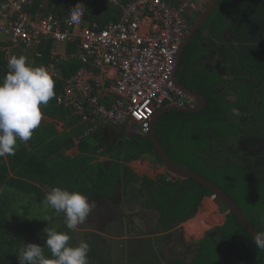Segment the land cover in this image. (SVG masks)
I'll use <instances>...</instances> for the list:
<instances>
[{"label":"trees","instance_id":"16d2710c","mask_svg":"<svg viewBox=\"0 0 264 264\" xmlns=\"http://www.w3.org/2000/svg\"><path fill=\"white\" fill-rule=\"evenodd\" d=\"M106 2L108 1L87 0L85 6L86 20H101V17L106 16L108 12L113 17L117 9H110L109 6L111 5ZM104 6L109 8L104 9ZM206 28L210 29L211 33L220 40L223 39L227 30L232 33L236 54L229 52L227 57L235 61V63H231L232 69L241 72L238 76L239 84H229V90L232 92L220 93L222 76L205 71L195 64L199 62L196 60L201 55L200 53L205 50L199 41L206 40L199 32L186 47L178 70V76L185 86L203 93L208 99V104L197 112L172 110L164 113L157 122L158 137L170 158L176 164L184 165L206 176L225 189L240 205L252 223L260 229L261 233H264L262 194L264 186L263 184H256L257 175L247 169L241 170L236 165L219 167H215L213 164L208 165L207 160L205 161L199 156L193 158L194 153L191 152V147L198 146L200 150L205 148L211 141L210 136H207V132L212 130L207 129L209 126L220 129L219 136L226 135V137L239 128L240 122H235L231 118V112L236 107L227 99L228 93H233L239 98L243 97L242 99L246 102L256 96L251 84L264 85V0H220L211 18L205 23L204 29ZM52 46V39L42 40V43L38 45V49L42 52V57H37L33 51L37 58L36 66H39L38 64L48 66L52 62ZM66 62L62 61L61 64L66 66L69 64ZM71 63V69L73 70L65 72L67 76L76 69H74V65L77 63ZM7 64V58L4 57L0 60V83L3 82L9 71ZM62 85L63 80L56 79L55 96L48 102L51 107L56 104L60 105L61 107H58L60 111L63 110V107H66L58 102V96L62 92ZM239 103L241 104V101ZM68 111L75 121H83L82 117L74 114L72 109L69 108ZM93 133L88 136L83 135L85 142H88ZM212 137H214V134H212ZM31 139L29 144H24L19 149L16 148L15 155L0 159V168L6 165L9 168L7 169L12 172L11 175H6L0 171V264H20L18 256L24 244L29 243L40 245L43 248V255L46 258L54 259L50 249L46 246V234L40 233L41 227L46 223L51 226L56 219L61 220L60 224L66 227V218L63 213L57 214L54 210L47 209L45 211H50L49 214H45L42 217L28 218L27 221L17 224V227H14L16 230L14 234L10 227L9 216L11 213L12 215L15 213L13 204L18 193L28 194L35 202V204L22 205L27 214H32L33 211L38 212L40 205H43L46 194L54 187L82 194H92L97 189L106 193L110 187H105L104 190L97 188L98 181H107L109 185L113 183L119 174L115 167L110 170L103 166H95L97 168H93L90 163L92 156H88L86 159L83 157L82 159L76 158L74 160L71 156L66 155L64 149L73 144L58 149L60 144L57 143L53 147L44 148L42 153L37 152L44 147L40 143L39 136L36 134ZM146 139H141L138 147H142L144 152H151L157 155L161 160L153 146L150 134L146 135ZM39 147L40 149H37ZM80 148L82 147L80 146ZM69 157L72 158V161L67 162V159H70ZM5 167L4 169H6ZM81 175L88 177L93 185L89 187L87 182V189H85L82 186L84 180L77 178ZM69 184L72 186L71 189L67 187ZM173 186V189L168 186H160L161 192L166 189L168 190L167 192L174 193V199H169L166 194H162L166 215L163 213L161 220L166 221L168 227L188 220L198 211L204 195L212 194L208 187L193 178H178L174 181ZM255 186L259 192L258 194H256ZM157 192L160 191L157 190ZM38 204L40 205L38 206ZM46 215H48L47 218H45ZM64 226L57 228L56 231L66 233ZM231 226L237 228L241 240L244 238L247 245L250 246L249 249L253 250L250 252L253 255L252 257L261 258L263 261L264 249L256 248L254 237L232 212L222 228Z\"/></svg>","mask_w":264,"mask_h":264},{"label":"built area","instance_id":"2783aa9c","mask_svg":"<svg viewBox=\"0 0 264 264\" xmlns=\"http://www.w3.org/2000/svg\"><path fill=\"white\" fill-rule=\"evenodd\" d=\"M111 1L119 9L117 18L99 27L96 23L86 25L84 6H71L64 20L54 13H30L33 0H0V42H6L0 49L9 52L20 45L42 57L38 49L42 40L79 38L83 62L116 69L117 81L106 89L112 86L118 96L110 104L101 102L99 91L104 83H87L78 73L65 81L58 102L84 121L130 125L148 135L158 108L168 103H194L175 84L174 72L189 26L186 13L195 0L179 5L167 0Z\"/></svg>","mask_w":264,"mask_h":264},{"label":"flooded vegetation","instance_id":"af4514ba","mask_svg":"<svg viewBox=\"0 0 264 264\" xmlns=\"http://www.w3.org/2000/svg\"><path fill=\"white\" fill-rule=\"evenodd\" d=\"M207 6L208 3L196 10L192 9L194 7H190L189 11L200 15L201 12L207 9ZM228 44L230 45L229 47ZM233 46V42L224 35V47L223 50H219L221 54L218 55L220 58L218 56L216 58V67L218 62L223 58V53L226 47H228L230 53L236 54V50L233 49ZM229 49L233 50L230 51ZM228 62L229 64L235 63L232 59H229ZM220 69L225 73V75L223 74L225 81L222 82L224 86L227 83L229 84L230 82H233L238 74L234 69L230 70L228 67L223 69V67L220 66ZM251 87L256 94L251 100H247L245 103L239 105V101L242 100V97L239 98L233 96L231 102L233 103V106L235 105L236 107L234 112L238 115L236 120L240 122L239 128L234 131V133H231L230 136L226 137V135H224L219 138L216 147L213 148V146H211L212 151L217 152V154L213 153L214 160L210 157V148L207 150V154L209 155L207 157V162L208 164H213L215 167L236 165L241 170L247 169L257 175L255 179L256 184H263L264 186V85L254 83ZM248 102H252V104L248 105ZM254 118L255 120H253ZM222 150L227 157H224L221 154L222 161L217 162L216 160H218ZM197 151L198 150L196 149V152ZM198 153L200 154V151ZM204 160L206 161V159ZM255 190L256 194H258L259 192L257 191L256 186ZM125 193L116 192L115 194H109L108 196L105 193L106 196L102 195L103 193H100V195H94L97 196L95 199L97 201L99 200V206L96 203L97 209L103 207L108 211L113 212L116 208L115 215L112 214L111 217H108L103 221L104 223H101L97 228L93 227L92 229L90 227L89 219L93 214H89V218L87 217L86 219L88 221L87 225L89 226L82 223L77 226L75 231L70 230V234L76 244L78 243L77 240H81L90 245L91 248L88 253L90 259L89 263L264 264V260L262 261L261 258L255 260V258L252 257L253 255H251L250 252L253 250L249 248L247 250V242L244 238L241 240L236 227L231 226L222 228L226 224L232 210L226 204L218 205L217 202L214 201V193L204 195L201 206L206 199H210L214 203V206L217 207L216 210L210 213L211 215H209V218L206 219L203 217V219L205 218L204 222H199V225H196L193 229H188L185 225V222L189 220L168 227L166 225L167 223L161 220L162 213L159 209H156L155 207L150 208L149 206H147L149 207L148 210L146 207L143 208L144 206L142 205L149 200L145 199L148 198L147 195L142 197V199L145 200V203L142 201L141 197L138 198L137 195L135 199L131 198L130 202H136L135 204L139 207L135 212L127 215L125 202L128 203L129 199L128 197L122 198ZM142 194L144 195V193ZM262 194L264 209V187ZM84 195L87 196L86 194ZM123 204H125V206ZM238 206L240 207L239 204ZM223 214L225 220L221 223L219 219H221V216L223 218ZM193 216L190 218H193ZM145 228L147 233L143 234L142 231ZM257 229L260 231L259 228ZM156 236L159 237V239L155 238ZM136 238L145 244L142 254H139L140 250L137 246L138 244L129 245L131 244V240L139 243ZM154 238L159 240L158 245H154ZM131 249L135 252L134 257L129 255ZM105 255H107V260H105ZM139 256L142 258V261L138 258Z\"/></svg>","mask_w":264,"mask_h":264},{"label":"crops","instance_id":"0c3cea01","mask_svg":"<svg viewBox=\"0 0 264 264\" xmlns=\"http://www.w3.org/2000/svg\"><path fill=\"white\" fill-rule=\"evenodd\" d=\"M76 0H33V5L29 6L28 11L30 13H54L60 16L65 20L67 17V13L69 11V8L73 5H79V6H86L87 0H80V3L75 2ZM106 2L109 6L110 9H117V12L115 13L116 16L113 15L111 17V14L108 12L106 16L101 17V20H86L85 22L86 25H92V24H97L99 27H103L107 22L112 21L113 19L117 18L118 14V7L111 1L107 0ZM120 1H126V0H120ZM174 5H179L181 3H184L187 0H168ZM211 0H196L194 1L190 7L193 10H196L199 7L205 6L207 3L209 5V2ZM105 2V1H104ZM174 2V3H173ZM70 5V7H69ZM218 5V4H217ZM105 7V6H104ZM109 7H105L109 8ZM208 7V6H207ZM217 7V6H216ZM188 8L187 11V16L190 22V25L193 24L197 19H199L200 15L205 12H201L200 15L195 12H190ZM102 9V8H101ZM60 13V14H58ZM86 13V11H85ZM107 13V11H106ZM211 16V15H210ZM210 19V17L207 19V21ZM206 21V22H207ZM103 22V23H102ZM205 22V23H206ZM205 23L202 25V27L199 29L198 32H196L195 36L200 32L202 37L206 40H200V45L204 47V51H202L200 56H198L195 64L198 67L203 68V70H207L208 72L216 73L218 76H222V82L225 81L224 79V71L220 69V66L225 69V67H228L230 70H232V65L229 64L228 60L229 58L227 55L229 54L228 47L230 46L228 44V47L225 49L223 53V58L221 59L220 62L217 64V68L215 64L217 63V56L220 53L219 50H223L224 47V37L222 40L216 38L210 31V29L206 28L204 29ZM189 25V26H190ZM188 26V29H189ZM188 31V30H187ZM229 32L227 30L224 35H226ZM195 36L191 39L193 40ZM190 40V41H191ZM231 40V38H230ZM189 41V42H190ZM223 41V43H222ZM79 38L76 40H67L63 42H55L53 40V48L51 49V52L55 50V56H52V62L48 65L45 66L43 64H38L39 66H42L46 68V70L49 72V74L52 76V78L56 81V79H62L63 80V85L65 84V81L68 79L74 77L78 73H80V76L88 83H96L97 80L102 81L104 85L101 87L99 91V98L100 101L105 103V104H110L113 99H115L118 95L117 92L113 90V87L111 86V89H106L108 84L110 83H115L117 81V71L114 67L110 65H104V64H96L94 61H89V62H83L80 59V54H81V48H80V43ZM188 42V44H189ZM232 42V40H231ZM186 45V47L188 46ZM234 44V42H233ZM6 42H0V47L5 46ZM13 46V44H12ZM186 47L184 51L182 52V56L186 50ZM12 49L9 52L2 51L0 49V60L2 58H9L12 55ZM18 48H21L18 50V56H25L27 58V63L33 65V61L36 62L37 64V58L34 55L33 49L20 46L18 45ZM233 49H235V44L233 46ZM233 49H229L232 51ZM219 57V56H218ZM220 58V57H219ZM74 59V60H72ZM182 60V58H181ZM62 61H67L66 63H69L68 65L64 66L61 64ZM71 62H76L77 64L74 65L75 71L72 72L69 76L65 74V72L73 70L71 69L72 63ZM181 64V61H180ZM225 65V66H224ZM34 66V65H33ZM180 68V65H179ZM178 68V70H179ZM218 69V70H217ZM224 74V75H223ZM66 76V77H65ZM179 78V76H178ZM180 80V79H179ZM54 81V82H55ZM181 82V80H180ZM221 82V83H222ZM182 83V82H181ZM183 84V83H182ZM63 85H62V90H63ZM184 85V84H183ZM187 87V86H186ZM224 87V84H221V88ZM61 93V92H60ZM192 98L195 100V105L198 104V99L192 96ZM241 98V97H240ZM244 102H241L243 104ZM171 104L174 105V103H169L165 104L164 106H170ZM208 104V102H207ZM206 104V105H207ZM239 103V105H241ZM205 105V106H206ZM60 106V105H59ZM57 104L53 107L49 105V103L45 106H41V111H42V120L40 125L33 131V136L36 134L40 138V143L47 144L49 146H55L57 143L60 144L58 149H61V147L64 146H69L70 144H73L72 146L65 148L64 152L66 155L71 156L74 158H88V156H92V159H90V163L93 166V168H97L99 166H103L104 168L107 169H112V167H115V169L119 172L117 177L114 179L112 184H107V181H98V186L97 188L100 189H105V187H110L109 191L107 192V196L109 194H115L116 192L120 193H125L124 197H128V203L130 202L131 198L135 199L136 195L139 197H144L145 194L143 195L142 193L144 192L143 190H140L136 193L135 195H130L129 194V189H132L131 186L133 184L139 183L138 185L135 186V189L139 187L141 183H144L145 181L153 182L158 186V194L152 196L151 198L154 199H149L147 203L143 204V208H156L159 209L160 212L162 213L163 216V208H164V203L162 202V194H166L169 199H174V193L167 192L168 190L163 189L161 192L160 186H168L170 188H174L173 184L174 181L177 180L178 178H181L180 175H178L176 172L171 171L169 168H167L162 159L160 160L157 155H154L151 152H144L142 151V147H138V143L141 141V139H146L145 135H141L137 130L134 131L131 129L130 125H95L94 123L88 124L83 121H75L73 117H71L70 112L68 111L69 108L63 107V110L60 111V109ZM162 106V107H164ZM204 106V107H205ZM61 107V106H60ZM160 107V108H162ZM158 108V109H160ZM203 109V108H202ZM201 109V110H202ZM236 109V108H235ZM235 109L231 112L232 117L235 122L237 118V114L234 112ZM172 111V110H169ZM200 111V110H199ZM168 112V111H167ZM53 113V115L51 114ZM166 113V112H165ZM164 114V113H163ZM162 114V115H163ZM161 115V116H162ZM61 118V119H60ZM159 119V118H158ZM157 119V122H158ZM80 122V123H79ZM88 125V126H87ZM92 126L95 130L93 135L90 137V139L94 140V145L90 144L89 142H85V139H83V135L86 132V130ZM157 126V123H156ZM139 133V134H138ZM141 136V137H140ZM31 137V138H32ZM89 138V137H87ZM140 138V139H139ZM32 140V139H31ZM23 144H29L30 141ZM147 140V139H146ZM102 144V145H101ZM163 145V144H162ZM80 146L82 148H80ZM210 148V157L212 160H214L213 153L217 154V152L212 151V147L210 145V142L207 144V146L203 149H198V146L191 147V152L193 154V158H196L197 156L201 157L203 160L206 159L209 156L207 154V150ZM37 149H40L37 148ZM196 149L198 150L196 152ZM167 151V150H166ZM200 151V154L198 153ZM168 153V152H167ZM169 155V154H168ZM170 156V155H169ZM221 156V154L219 155ZM70 158V157H69ZM72 158L67 159V162L72 161ZM1 159V158H0ZM178 165V164H177ZM209 165V164H208ZM97 166V167H95ZM184 166V165H183ZM165 180H164V179ZM143 186V185H142ZM100 193H103L102 195L106 196L104 192L100 190H95L93 194L90 193H84L88 197H93L94 195H100ZM173 195V197H172ZM157 203L156 204V200ZM137 201V199H136ZM142 201H145L142 199ZM161 201V202H160ZM139 203V201H137ZM127 205L128 203L125 202ZM136 202H130L129 206L132 209H126V210H131V212H135V210L139 207ZM205 206H209V211L213 209L216 210V206H214V203L211 200H208L204 204ZM149 206V207H147ZM134 214V213H133ZM160 214V213H159ZM205 215L204 217L209 218L210 213L204 212ZM161 217V216H160ZM189 220V219H188ZM225 220L224 214L223 218L221 216L220 222L222 223ZM189 221L185 223V225L189 228H194L191 227L188 224ZM227 222V221H226ZM143 234H146V228L143 229L142 231ZM137 241H139L138 238H136ZM138 244L137 246L140 248L139 254H142L143 251H141V248H145V244H143L142 241H139L137 243L134 240H131V244L129 245H134ZM159 240L155 239L154 240V245H158ZM135 252L131 249L129 251V255L134 257ZM141 261L142 258L139 256L138 257ZM107 256L105 257V260H107ZM255 260H259L258 258H255ZM261 260V259H260Z\"/></svg>","mask_w":264,"mask_h":264},{"label":"clouds","instance_id":"9594fccd","mask_svg":"<svg viewBox=\"0 0 264 264\" xmlns=\"http://www.w3.org/2000/svg\"><path fill=\"white\" fill-rule=\"evenodd\" d=\"M7 67L9 71L0 83V158L15 155L17 140L26 143L31 139L33 131L42 120L41 106H46L55 96V82L46 68L27 63L25 56L10 57ZM235 72L238 74L229 84H239L238 76L241 72L236 70ZM229 84H225L223 88L220 86V93L230 91ZM233 96L236 95L228 93L227 99L231 101ZM193 105L195 100L192 105L186 106ZM90 128L92 131H88ZM88 129L84 135L88 136L95 130L92 126ZM43 204L45 209L50 208L57 214L63 213L66 218V227L72 231L84 223L95 208V202L90 201L84 194L70 192L60 187H54L47 193ZM44 232L47 237L46 246L54 259L46 258L40 245L29 243L24 244L18 256L20 264H89L90 247L87 242L81 241L78 245L72 246L69 244L70 237L67 233L58 232L49 227L45 228ZM254 244L256 248L264 249V233L254 235Z\"/></svg>","mask_w":264,"mask_h":264},{"label":"water","instance_id":"95a60500","mask_svg":"<svg viewBox=\"0 0 264 264\" xmlns=\"http://www.w3.org/2000/svg\"><path fill=\"white\" fill-rule=\"evenodd\" d=\"M220 0H211L209 2V5L205 12H203L199 19H197L193 24L189 26V29L185 35L183 44L181 46L180 52L178 54V61L176 65V69L174 72V81L177 86L182 88L188 95L194 96L195 98L198 99V104L193 105V106H179L176 104H171L170 106H164L160 109H157L153 121H152V130L150 132V136L152 139L153 146L156 150V152L159 154L160 158L162 159L164 165L169 168L171 171L176 172L178 175H180L183 178H193L197 180L198 182L202 183L206 187L210 189L212 193H214V201L217 202L218 205H223L226 204L232 212L236 214V216L239 218V220L243 223V225L247 228V230L254 235L256 233H261L258 231V229L253 225V223L250 221L248 216L244 213V211L238 206V204L232 199V197L223 189L221 188L218 184H216L214 181L211 179L207 178L206 176L191 170L183 165H177L168 155L166 149L162 145V142L160 141V138L158 137L157 133V119L165 112L169 110H182V111H187V112H197L201 110L208 102L207 97L198 91H194L191 88L186 87L183 85L179 78H178V68L180 65V61L182 58V52L184 51L186 45L188 42L195 36L196 32L199 31V29L202 27V25L207 21V19L210 17V15L213 13L215 10L218 2ZM229 34H226V38L230 39L232 38V33L228 32Z\"/></svg>","mask_w":264,"mask_h":264},{"label":"rangeland","instance_id":"374dc122","mask_svg":"<svg viewBox=\"0 0 264 264\" xmlns=\"http://www.w3.org/2000/svg\"><path fill=\"white\" fill-rule=\"evenodd\" d=\"M75 2H77V3H80V0H76ZM212 15V14H211ZM211 18V17H210ZM229 33H227V35H228ZM21 48H18V46H15L14 48H13V50H12V55H11V57L12 56H17V57H19L18 56V50H20ZM33 65L34 66H36V63L33 61ZM241 102H244V100L242 99L241 100ZM245 103V102H244ZM251 105L252 104V102H248V105ZM52 115H53V113H51ZM61 119V118H60ZM80 123V122H79ZM87 123V122H86ZM88 124H90V123H88ZM88 126V125H87ZM207 129H212L211 131H209V132H207V136H210V138H211V141H209L210 142V145L211 146H213V148L214 147H216V145H217V140L219 139V138H221V137H223V136H219L220 135V129H218V128H214V127H212V126H209ZM206 134V133H205ZM212 134H214V137H212ZM218 135V136H217ZM214 140H216V141H214ZM88 142L90 143V144H92V145H94V140H92V139H88ZM23 143H25V142H23V141H20V140H17V145H16V148H20L21 146H23L24 144ZM48 147H51V146H49L48 145V143L47 144H44V147H42L40 150H38L37 152H42L43 153V150H44V148H48ZM220 154H222L224 157H227L226 155H225V153H224V151L222 150L221 151V153ZM217 162H221L222 161V159H221V156H219L218 157V160H216ZM6 165H4V167H5ZM4 167H1L0 168V171H2L3 173H5L6 175H11L12 174V172L11 171H9L8 169V167L6 166L5 168L6 169H4ZM8 168V169H7ZM83 172V171H82ZM94 176V175H93ZM77 178H79L80 180H84L83 181V183H82V186L85 188V189H87V182H88V186L89 187H91L92 185H93V183H91V180H89V178L88 177H86L85 175H81V176H78ZM139 183H136V184H133L132 186H131V188L132 189H129V194L131 195H135L136 193H134V191L135 192H138V191H140V190H143L144 192V194L145 195H147V197L148 198H145V199H154V198H151L152 196H154V195H156V193L158 194V192H157V190H158V186L155 184V183H153V182H149L148 180L147 181H145L144 183H141L140 185H139V187L137 188V189H135V186L136 185H138ZM143 185V186H142ZM67 187H69L68 189H71L72 188V186L69 184V186H67ZM75 187V186H74ZM105 194H107V192L105 193ZM95 197H97V196H93V197H91V198H89L90 199V201H94L95 202V208H93V210L91 211V213L90 214H93V216L89 219V223H90V227L93 229V227H95V228H97L101 223H104L103 221L105 220V219H107L108 217H111L112 216V214H114L115 215V213H116V211H115V209H114V211L113 212H110V211H108L107 209H105V208H103V207H100V208H98L97 209V207H96V203L98 204V206H99V200L97 201L96 199H95ZM155 200H156V204H158L157 203V199L155 198ZM208 199H206L205 201H207ZM210 200V199H209ZM205 201H204V203H203V205L199 208V210H198V212L193 216V218H190L189 219V222H188V224L191 226V227H196V225H199V222H204V219L206 218H204L203 219V215H205L206 216V214H204V212H206V213H212V211H213V209L211 210V212L209 211V206L207 205V206H205L204 204H205ZM145 202V201H144ZM161 202V201H160ZM28 203H34L35 204V202H33V200L31 199V197H29L28 196V194H17L16 195V198H15V200H14V204H13V206H14V209H15V213H14V215H12V213H11V215L9 216V221H10V223H11V225H10V227L12 228V231H13V233L15 234L16 233V230L14 229V227H17V224H19V223H21V222H23V221H27L28 220V218H32V217H42V216H44L45 214H49L50 213V211H45V210H47V209H45V207H44V204L41 206L40 204H38V206L40 205V209L38 210V212H34L33 211V213L32 214H27L26 212H25V210L22 208V205H28ZM130 203V202H129ZM129 203H128V205L126 204V209H132V208H130V206H129ZM21 205V206H20ZM124 206H125V204H123ZM159 205V204H158ZM101 206V205H100ZM50 209V208H49ZM163 211H164V213H165V215H166V210L163 208ZM126 213H127V215H130L132 212H131V210L129 211V210H126ZM54 214H55V212H54ZM53 214V215H54ZM209 215H211V214H209ZM48 217V215H46V217L45 218H47ZM202 217V218H201ZM51 218H52V216H51ZM89 218V217H88ZM219 221H220V219H219ZM59 222H62L61 220H59V219H56L55 220V222H54V224L52 223L51 224V226H49L47 223L46 224H44L41 228V230H40V233H44V234H46L45 232H44V229L45 228H47V227H49V228H52V229H57V228H59V227H61V226H64V225H61ZM87 220L83 223L84 225L86 224L87 225ZM164 222H166V221H164ZM186 223V222H185ZM87 226H89V225H87ZM64 229L66 230V233L69 235V237H70V240H69V244L70 245H72V246H76V245H78V243H80V241L81 240H77V238H76V240L78 241V243L76 244L75 242H74V240H73V238H72V235L70 234L71 232H70V230L67 228V227H65L64 226ZM225 236H226V234H225ZM227 237V236H226ZM155 238H158L159 239V237H155ZM155 238H154V240H155ZM161 238V237H160ZM76 241V242H77ZM160 242H161V239H160ZM247 245V244H246ZM89 247H90V245H89ZM162 247V246H161ZM91 248V247H90ZM248 248H250V246L249 245H247V250H248ZM150 249V248H149ZM139 250H140V248H139ZM144 250V248H141V251H143ZM148 250V249H147ZM90 252V251H89ZM105 256H107V255H105ZM95 258V257H94ZM88 259H89V257H88ZM90 260V259H89ZM89 264H92V263H89Z\"/></svg>","mask_w":264,"mask_h":264}]
</instances>
